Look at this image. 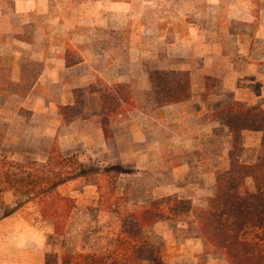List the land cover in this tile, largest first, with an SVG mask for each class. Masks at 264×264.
<instances>
[{"label":"rangeland","instance_id":"1","mask_svg":"<svg viewBox=\"0 0 264 264\" xmlns=\"http://www.w3.org/2000/svg\"><path fill=\"white\" fill-rule=\"evenodd\" d=\"M8 1L0 0L3 17ZM78 1L36 10L18 36L32 41V55L48 48L42 78L33 65L32 82L15 87L10 67H0V159L43 163L58 148L66 166L85 174L60 189L76 208L57 235L32 205L6 217L14 196L0 197V264H45L62 253L113 255L120 264H149L152 253L165 264H227L189 208H205L217 175L231 166L226 114L264 112V0H81L69 8ZM117 70L126 82H114ZM116 84L129 89L133 106L103 141L99 89ZM180 97L188 109L169 112ZM262 139L241 132V163L258 161ZM167 199L168 215L141 226L140 210Z\"/></svg>","mask_w":264,"mask_h":264},{"label":"trees","instance_id":"2","mask_svg":"<svg viewBox=\"0 0 264 264\" xmlns=\"http://www.w3.org/2000/svg\"><path fill=\"white\" fill-rule=\"evenodd\" d=\"M102 102V126L107 139L112 137L111 126L118 115H126L133 106L129 89L122 84L105 85L99 89ZM180 97L174 101H184ZM78 105L83 104L79 101ZM73 113L76 107H69ZM233 137L230 153L231 166L216 177V194L205 208L189 211L198 224L201 238L207 246L219 252L227 264H264V112L227 113L223 118ZM253 130L263 133V152L255 163H241L236 152L241 132ZM68 158L58 148H53L45 162L20 164L0 159V197L7 193L14 196L15 207L6 217L27 206L37 208V217L49 223L55 234L63 235L76 208L75 200L60 189L69 182L85 176L65 165ZM170 199L155 201L140 210V225L149 227L168 215ZM177 202V201H176ZM176 204H180L177 202ZM175 211V210H174ZM179 213L178 208L175 211ZM120 242L118 251H122ZM130 256L135 249L129 248ZM140 248V255L146 254ZM149 264H165L152 253ZM141 263V262H140ZM45 264H120L113 255L62 253L50 255Z\"/></svg>","mask_w":264,"mask_h":264},{"label":"crops","instance_id":"3","mask_svg":"<svg viewBox=\"0 0 264 264\" xmlns=\"http://www.w3.org/2000/svg\"><path fill=\"white\" fill-rule=\"evenodd\" d=\"M56 0H9L8 4L11 7L9 15L1 16L0 13V67H10V83L12 85L21 86L27 85L32 82L30 77V69L35 66L40 67V73L36 77L42 78L44 66H47V47L43 48L39 46V56L32 55L33 43L30 39L18 38L21 35L22 30L25 28V24L29 23L30 16L37 10H42L41 13H47L46 9L56 7ZM86 1V0H85ZM85 1L79 0L74 2L73 6H80ZM7 5V4H6ZM18 38V39H17ZM69 57H66V67L69 68ZM81 64V60L78 61ZM121 67V66H118ZM121 70H117V76L114 77V82L123 83L127 81V76ZM104 75V74H102ZM100 75L101 77H103ZM100 103V102H99ZM75 104V100L68 105ZM189 102H175L168 105V111L171 113L184 112L188 109ZM75 122V121H74ZM99 135L103 141H106L103 126L99 118ZM227 127V126H226ZM228 133L231 135L229 128Z\"/></svg>","mask_w":264,"mask_h":264}]
</instances>
